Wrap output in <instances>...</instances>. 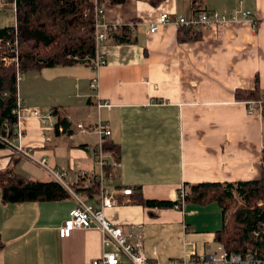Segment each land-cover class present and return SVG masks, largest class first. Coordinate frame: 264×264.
<instances>
[{"label": "crops", "instance_id": "0c3cea01", "mask_svg": "<svg viewBox=\"0 0 264 264\" xmlns=\"http://www.w3.org/2000/svg\"><path fill=\"white\" fill-rule=\"evenodd\" d=\"M101 7V21L128 26L134 41L100 44L97 56L105 63L98 68L72 64L22 73L17 91L23 104L41 110L44 121L55 126L65 118L69 128L46 131L43 118L25 114L20 143L35 158L66 169L68 182L88 185L104 171L95 151L100 146L96 126H105L110 130L105 141L118 147L117 159L107 154L106 186L121 200L104 209L106 218L124 228L139 226L144 251L154 260L209 253L223 221L216 202L176 209L143 206L134 199L140 194L174 201L187 183L259 178L262 117L234 93L257 85L264 94V0H201L202 12L247 15L208 25L199 40L184 42L173 23L154 32L149 27L164 12L190 16L192 0H106ZM5 26L0 20V28ZM51 108L53 116H47ZM8 169L32 180H51L38 164L0 148V172ZM125 188L133 195L119 192ZM98 200L97 195L86 201L96 206ZM74 206L72 196L5 203L0 192V264H91L100 257L104 246L98 228L59 236Z\"/></svg>", "mask_w": 264, "mask_h": 264}, {"label": "trees", "instance_id": "16d2710c", "mask_svg": "<svg viewBox=\"0 0 264 264\" xmlns=\"http://www.w3.org/2000/svg\"><path fill=\"white\" fill-rule=\"evenodd\" d=\"M105 1L16 0L19 72L57 65H89V60L95 58L97 54L94 8L96 5L101 6ZM124 1L111 0V3L119 4ZM192 8L193 14L202 12L201 0H192ZM12 30V25L0 28V40L12 39ZM201 35L202 31L195 27H178L179 42L199 40ZM133 41L132 31L126 25L107 34L109 43ZM74 56L79 59H74ZM16 92L15 65L3 66L0 63V133L8 136H11L16 124V116L12 113ZM234 95L236 99L243 101L258 100L261 97L257 85L253 89H236ZM260 114L263 123V147L259 178L238 182L187 183L184 186L187 190L184 203L205 205L216 202L221 208L222 226L215 232L214 239L227 251L243 253L264 250L262 226L264 223V108ZM57 124L63 125L65 129L69 128V122L65 118H60ZM101 145L105 154L117 159L116 145L105 139L102 140ZM4 147L6 148L0 142V148ZM105 167H103L104 171H110V166ZM74 189L86 200L99 193L97 184L85 188L74 186ZM0 192L1 199L5 203L59 201L70 198L68 191L56 181L32 180L10 169L0 172ZM236 199L240 203L227 215L228 209ZM134 201L143 206L169 208L180 202V199L174 201L145 199L138 194Z\"/></svg>", "mask_w": 264, "mask_h": 264}, {"label": "built area", "instance_id": "2783aa9c", "mask_svg": "<svg viewBox=\"0 0 264 264\" xmlns=\"http://www.w3.org/2000/svg\"><path fill=\"white\" fill-rule=\"evenodd\" d=\"M95 2V0H93ZM11 5L16 14V0H0V10L4 5ZM95 11V41L98 46L107 42L108 32L116 31L119 28L117 24H108L101 21L103 16V8L96 5ZM242 15L246 16V11H240ZM238 13L228 15L226 11L211 10L201 13L191 14L188 17L174 16L170 13L160 14L156 23L151 24L149 32L157 30L158 26L166 23H173L178 27H195L201 31L207 28V26L218 25L222 22L235 21L238 19ZM254 22V21H253ZM13 38L0 40V63L3 66H9L14 64L16 67L17 83L20 79V72L18 69V39H17V22L16 17L13 24ZM74 59L79 58L74 56ZM89 60L88 58H85ZM104 58L98 57L89 60V64L93 68H98L101 64H104ZM98 81L93 79L90 82V88L97 89ZM249 112L261 113L264 108V94L258 100L245 101ZM12 113L16 116V124L13 127V133L11 136L8 134L0 133V142L11 149L15 153H18L21 157L31 160L38 164L40 167L46 170L52 180L62 185L75 200V206L70 210L68 217L64 220L62 225L58 228V234L61 238L68 237L73 230L86 229L90 227L98 228L102 233V244L104 251L101 256L94 259L91 264H264V250H251L243 253L227 251L222 244L217 243L213 251L205 254H192L185 257H173L165 261H157L150 258L144 251L143 235L139 226H131L124 228L120 225L111 223L105 216L104 208L118 204L121 200L118 198V191L111 190L106 186V182L109 180L110 175L105 171H101L96 174L92 181L88 185H78V183H70L67 181L68 172L66 169L55 168L49 164L45 158L37 159L33 156L30 149L25 148L20 140L23 135L24 127V115L27 114L33 118H43L41 110L30 106H25L21 97L16 92V102ZM47 116H53V109H49ZM43 130L49 131L54 127L59 130H63V126L60 124H51L45 122L43 118ZM76 127L81 131H85V127L82 123L76 124ZM96 132L100 137V146L98 151H95L96 156L104 167L108 164V155L102 150V139L110 135V130L105 126L98 124L96 126ZM113 166H118L119 163L113 161ZM97 184L99 187L98 193V205L90 204L82 197L76 190V187H89L90 184ZM121 192L124 196H130L132 194L131 188L122 189ZM187 194V190L182 186L178 189L175 199H180L173 205V208L182 209L184 205V197ZM264 232V223H263Z\"/></svg>", "mask_w": 264, "mask_h": 264}, {"label": "rangeland", "instance_id": "374dc122", "mask_svg": "<svg viewBox=\"0 0 264 264\" xmlns=\"http://www.w3.org/2000/svg\"><path fill=\"white\" fill-rule=\"evenodd\" d=\"M15 17H16V14L14 12V9L11 5H8L7 8H6V11H4L1 15H0V20H1V23H5V25H11L14 23L15 21ZM3 20V21H2ZM9 23V24H8ZM23 73V72H22ZM22 73L20 74V78H21V75ZM20 80V79H19ZM240 203V201L238 199H236V202L232 205L231 208L228 209V213L227 215H229V213L234 210V208Z\"/></svg>", "mask_w": 264, "mask_h": 264}, {"label": "bare ground", "instance_id": "6f19581e", "mask_svg": "<svg viewBox=\"0 0 264 264\" xmlns=\"http://www.w3.org/2000/svg\"><path fill=\"white\" fill-rule=\"evenodd\" d=\"M52 180V179H51ZM54 181V180H53ZM107 208V207H106ZM105 209V208H104Z\"/></svg>", "mask_w": 264, "mask_h": 264}]
</instances>
